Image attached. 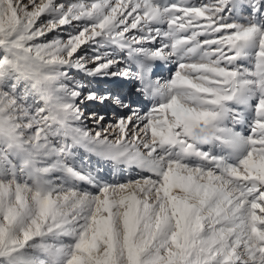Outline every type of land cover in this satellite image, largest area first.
I'll return each instance as SVG.
<instances>
[{"label":"snow or ice","instance_id":"6c2138e0","mask_svg":"<svg viewBox=\"0 0 264 264\" xmlns=\"http://www.w3.org/2000/svg\"><path fill=\"white\" fill-rule=\"evenodd\" d=\"M0 264H264V0H0Z\"/></svg>","mask_w":264,"mask_h":264},{"label":"rangeland","instance_id":"374dc122","mask_svg":"<svg viewBox=\"0 0 264 264\" xmlns=\"http://www.w3.org/2000/svg\"><path fill=\"white\" fill-rule=\"evenodd\" d=\"M156 64L158 65V68L154 70L152 78L154 80L157 77H159L161 80L167 78L170 75L169 69H172L173 66L163 64V62H159V61L156 62ZM118 81H120V79L99 81V82L94 81L92 87L94 89H101V90L111 89L113 91L120 92L121 94L129 97V102H135L133 103L134 107H140L142 111L146 110L144 107V103H141L144 101V97L136 93L135 88L132 86V84H130V86H126V85L124 86L123 83H118ZM150 106L151 105L149 104L148 107ZM82 107L86 113L90 111H99L101 114L105 115L106 120L108 121H111L113 119L115 112L123 113L125 111L123 109H116L114 106L103 107L91 101H87L85 105H83Z\"/></svg>","mask_w":264,"mask_h":264},{"label":"bare ground","instance_id":"6f19581e","mask_svg":"<svg viewBox=\"0 0 264 264\" xmlns=\"http://www.w3.org/2000/svg\"><path fill=\"white\" fill-rule=\"evenodd\" d=\"M118 83H123L124 86H125V85H126V86H130V83H128V82H126V81H123V80H121V79H120V81H118ZM123 85H122V86H123Z\"/></svg>","mask_w":264,"mask_h":264}]
</instances>
